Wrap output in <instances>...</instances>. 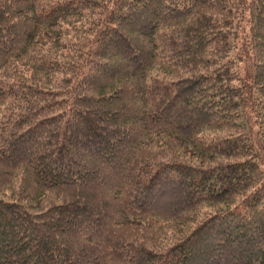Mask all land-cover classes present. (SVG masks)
Instances as JSON below:
<instances>
[{"label":"trees","instance_id":"trees-1","mask_svg":"<svg viewBox=\"0 0 264 264\" xmlns=\"http://www.w3.org/2000/svg\"><path fill=\"white\" fill-rule=\"evenodd\" d=\"M0 264H264V0H0Z\"/></svg>","mask_w":264,"mask_h":264}]
</instances>
